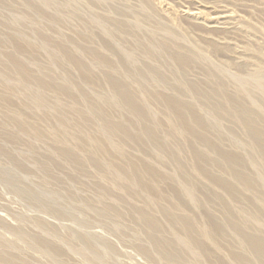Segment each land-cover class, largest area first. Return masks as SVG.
<instances>
[{"label": "rangeland", "instance_id": "374dc122", "mask_svg": "<svg viewBox=\"0 0 264 264\" xmlns=\"http://www.w3.org/2000/svg\"><path fill=\"white\" fill-rule=\"evenodd\" d=\"M239 107L264 143V0H0V264H176L153 237L258 263L264 153Z\"/></svg>", "mask_w": 264, "mask_h": 264}, {"label": "bare ground", "instance_id": "6f19581e", "mask_svg": "<svg viewBox=\"0 0 264 264\" xmlns=\"http://www.w3.org/2000/svg\"><path fill=\"white\" fill-rule=\"evenodd\" d=\"M185 13H188L189 15H191V16H193V17H195V18H202V12H200V10L199 11H197V10H192V11H186ZM208 17V16H207ZM213 17L211 16V17H209L208 18V22L209 23H212L213 22ZM217 19V18H216ZM218 20V19H217ZM17 33H18V31H17ZM17 36V35H16ZM32 41V40H31ZM27 43V42H26ZM152 46V45H151ZM157 48V47H156ZM64 49V48H63ZM71 54V53H70ZM98 55V54H97ZM29 57V56H28ZM68 57H70V56H68ZM11 59V58H10ZM9 59V60H10ZM15 59V58H14ZM99 59V58H98ZM72 61V60H71ZM73 61H74V59H73ZM17 63V62H16ZM106 63V62H105ZM76 64H77V62H76ZM13 65V64H12ZM78 65V64H77ZM19 69H20V71L22 72V74L24 75V76H28L29 74V72H28V70H27V68L23 65V64H20V63H17V65H16ZM80 66V65H79ZM80 69V68H79ZM20 73V72H19ZM110 77V80H111V83L113 84V86H114V88L115 89H117L116 90V93H115V98H117V99H120V101L121 102H123V103H125V104H127L129 107H130V109L133 111V112H136L139 116H143L142 115V110H140V107L137 105V103L133 100V99H131V97H130V95H129V92H128V89L124 86V85H121L113 76H109ZM43 81V80H42ZM38 82H39V80H38ZM44 83V82H43ZM26 84V83H25ZM49 84V83H48ZM53 86V85H52ZM63 93V92H62ZM205 93V92H204ZM118 94H120L121 96H123L122 98L119 96L118 97ZM202 95V94H201ZM228 98V97H227ZM233 98V97H232ZM122 99V100H121ZM124 100V101H123ZM236 100V99H235ZM170 102V101H169ZM172 102V101H171ZM99 103V102H98ZM174 103V107L176 108V109H178L177 111H179V113H180V119H181V122L182 123H186L187 122V119L188 118H192V120L194 121V122H196L197 124L199 123H202V122H200V121H202L201 120V118H199V117H197L195 114H193V112H192V110L190 109L191 107H189V106H183V105H181V104H178L177 103V105L175 104L176 102H173ZM172 103V104H173ZM170 104V103H169ZM171 104V105H172ZM100 105V104H99ZM171 105H169V106H171ZM235 105V104H234ZM235 107H236V105H235ZM238 107V106H237ZM172 108V107H171ZM245 108V107H244ZM101 109V108H100ZM99 109V112H101L102 110H100ZM193 109V108H192ZM172 110V109H171ZM237 115L236 116H238L239 118H242V121L244 122V125H245V128L251 133V135L254 137V139H256L257 141H259V143H260V146H261V151H263V153H264V143L262 142V140H263V131L259 128V127H257L256 125H255V121L253 120V118H251L252 117V115L249 113V112H247L245 109H243V108H241V107H239V110L237 111V112H235ZM138 116V117H139ZM191 116V117H190ZM179 119V120H180ZM205 120V119H204ZM195 123V124H196ZM108 124V123H107ZM111 124V123H110ZM200 126V125H199ZM121 127V126H120ZM197 128V127H196ZM108 129H109V131L110 132H114L115 130H118V129H120L118 126H114V125H112L111 124V126H109L108 127ZM126 129V128H125ZM102 130V129H101ZM105 130H106V128H105ZM122 130H124V129H122L121 128V131ZM120 131V130H119ZM148 132L149 133H152V130L149 128L148 129ZM126 134V133H125ZM198 136V135H197ZM127 137V136H126ZM152 137V136H151ZM153 137H154V135H153ZM199 138L201 139V137L199 136ZM157 139V138H156ZM154 141V140H153ZM160 141V140H159ZM199 141V140H198ZM201 141H203V140H201ZM99 142V141H98ZM156 142V141H155ZM100 143H101V141H100ZM163 143H159V145H162ZM102 145V144H101ZM210 145V144H209ZM213 145V144H212ZM103 146V145H102ZM259 146V145H258ZM162 147H163V145H162ZM161 147V148H162ZM217 149V148H216ZM216 151V150H215ZM219 151V150H218ZM224 152V151H223ZM222 153V152H221ZM199 155V154H198ZM222 156V155H221ZM202 158V157H201ZM240 158V157H239ZM237 158H235V157H232L231 158V160H232V162H235V161H237L236 160ZM241 159V158H240ZM227 161V160H226ZM231 163V162H230ZM244 164V163H243ZM234 165V164H233ZM235 166V165H234ZM148 168V167H147ZM151 169V168H150ZM240 169V168H239ZM152 171V170H151ZM119 173V172H118ZM155 173V172H154ZM131 175V174H130ZM263 176V175H262ZM236 177V176H235ZM241 177V176H240ZM247 177V176H246ZM249 178V177H248ZM247 178V179H248ZM260 178V177H259ZM241 179V178H240ZM245 177H244V181H245V183L246 184H251V182H249L248 180H247ZM250 179V178H249ZM137 180V179H136ZM262 180L264 181V178L262 177ZM263 183V182H262ZM263 186V185H262ZM223 187H226L225 185L223 186ZM27 190V189H26ZM230 191V190H229ZM27 194H29L30 196H32V197H34V198H37V193L36 192H32V191H30V190H27ZM143 213V212H142ZM146 213V212H145ZM141 215V214H140ZM142 216V215H141ZM147 216V215H146ZM146 218V217H145ZM144 220V219H143ZM176 220H177V218H176ZM179 220V219H178ZM184 224L186 225V228H187V230H188V236L189 237H191V233H192V226L189 224V223H186V222H184ZM154 225V224H153ZM152 225V226H153ZM147 226V225H146ZM155 226V225H154ZM220 226L221 225H218L217 227L220 229ZM156 227V226H155ZM157 228V227H156ZM221 228H222V226H221ZM151 230H154L153 228H151ZM157 230H159V228L157 229ZM222 231H223V228H222ZM221 231V232H222ZM151 235V234H150ZM162 235V234H161ZM152 239V241H153V245H155L157 248H159L160 250H161V252H163V256H165L166 258H168V260L170 259V260H172V261H174L176 264H183L182 263V261H181V257L178 255V254H176V253H171V251H170V249L172 248V242L171 241H169V240H161V239H157V238H155V237H153V238H151ZM248 240V239H247ZM84 241H85V239H84ZM85 243H87V242H85ZM174 244V243H173ZM187 244V243H186ZM251 244L254 246V248H255V254H256V256L258 257V263H256V264H264V239H253V240H251ZM83 245H86V244H83ZM88 246V245H87ZM175 247V246H174ZM173 250V249H172ZM177 250V249H176ZM175 250V251H176ZM49 253V252H48ZM186 259V258H185ZM257 262V261H256ZM174 264V263H173Z\"/></svg>", "mask_w": 264, "mask_h": 264}]
</instances>
